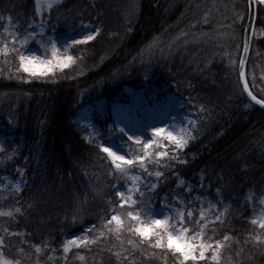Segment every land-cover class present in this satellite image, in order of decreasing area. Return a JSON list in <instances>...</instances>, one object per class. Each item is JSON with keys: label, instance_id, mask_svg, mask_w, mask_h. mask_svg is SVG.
<instances>
[{"label": "trees", "instance_id": "trees-1", "mask_svg": "<svg viewBox=\"0 0 264 264\" xmlns=\"http://www.w3.org/2000/svg\"><path fill=\"white\" fill-rule=\"evenodd\" d=\"M254 1L245 76L252 94L264 99V3ZM0 16L11 17L22 37L36 21L34 2L0 0ZM46 19L59 34L85 23L100 31L93 41L71 48L79 58L76 63L43 80L17 71L15 53L0 54V134L17 145L13 159L5 161L13 151L6 140L0 175L15 176L19 169L24 180L19 194L0 196V209L20 207L23 213L0 217L4 255L21 264H35L37 256L40 264H130L132 256L124 260L121 241L111 235L91 245L90 252L74 249L67 261L62 259L63 239L92 224L99 227L109 199L117 200L113 187L124 179L109 174L110 162L94 140L84 139L86 130L74 120L85 104L122 99L125 86L167 83L170 91L193 104L196 138L181 152L187 163L162 169L165 179L154 193L146 192L145 199L157 201L165 193L171 199L172 175L200 186L217 209L227 206L214 238L222 240L227 233L232 239L222 240L218 264H264V242L254 239L257 234L264 237V229L251 223L252 205L264 201V113L245 99L238 79L246 1L63 0ZM1 30L0 22L3 40ZM77 209L81 219L72 223ZM4 228L23 235L9 236ZM129 235L122 233L123 248L132 252L126 243ZM42 242L49 247L36 254L31 245ZM77 252L85 256L83 261L75 258ZM135 256V264H164L138 250ZM200 264L217 262L206 259Z\"/></svg>", "mask_w": 264, "mask_h": 264}, {"label": "snow or ice", "instance_id": "snow-or-ice-1", "mask_svg": "<svg viewBox=\"0 0 264 264\" xmlns=\"http://www.w3.org/2000/svg\"><path fill=\"white\" fill-rule=\"evenodd\" d=\"M260 2L264 3V0H260ZM58 3L59 0H43V4H41V0H37V10L40 11L42 7L51 10ZM9 20L11 21V17H9ZM37 27L40 35L38 42L46 50V55L44 56H38L34 53L26 55L20 51V48H23L29 39H36V31L27 32L23 37H20L19 33H9L11 36L10 41L8 39L0 40V54L7 57L10 53H15L19 61L17 71L22 69L25 73H30L31 76H45L53 72L54 68L63 70L76 63L79 58L71 55L70 49L72 46L92 41L100 31L97 28L95 32L84 35L80 40L71 39L60 44L51 36L44 37L45 27L43 21ZM244 49L245 51L248 50L247 43H245ZM232 63H235V61H232ZM239 64L241 66L239 75L241 80H244L243 66L245 60L243 57L239 60ZM243 86L253 101L264 105V99H257L248 90L246 80H244ZM201 110H203L202 105ZM188 124L191 127L187 125L178 126L175 123L172 125L153 126L150 128L151 136L147 138L142 134H137L140 131L139 129L132 130L129 128L126 131L127 125L125 127L117 125L118 132L127 137V140L123 141L126 150L121 152L119 149H114L107 141L98 144L100 151L106 154L107 159L110 160L112 167L109 174L126 177L131 183L128 184L127 191L116 192L118 197L116 201L109 199V211L100 218L99 227L96 224H92L79 235H72L70 238L64 239L61 248L65 261L68 258L67 254L73 248H84L90 252L91 245H96L102 238H107L111 235L116 240L121 241V251L127 253L123 259L128 260V257L132 256L130 264H135L137 259L135 251L137 250L146 258L161 259L164 264H168L169 257L172 259V264H200L201 261L206 259L216 261L218 264L220 250L225 246L223 242L232 239L227 233L223 235V242L214 238L217 232V225L223 222L227 206H225L224 211H220L215 204L208 201V206L205 208L203 207L205 198L196 197L195 199L201 204L197 214L192 207L188 206L191 201L185 202L179 194H173L171 195L172 203L170 204L168 203L169 194L165 193L161 198V203L164 204L167 211L157 213L151 204L150 197L148 200L145 199V193H154L165 179V173L162 169L173 167V162L187 163V161L180 160V155L189 141L196 138L192 131L196 126V121L189 118ZM130 132L131 134H129ZM89 137L98 138L99 133L93 130V132L89 133ZM165 141L168 143H165ZM5 143L7 141L0 142V151H6L4 148ZM14 155L15 150L11 154L6 155L4 159L11 160ZM137 169L140 171H135ZM19 171L22 172V170ZM149 177L155 178L154 182L149 180ZM203 179L202 175L201 180ZM142 182H144L143 185ZM185 183V181L179 180L178 186ZM21 184L22 181L17 180L12 184L11 189H6V185L0 183V190H8L10 192L14 190L19 193ZM191 191L192 186L189 184L185 188V193H191ZM217 193H219V189H217ZM177 204L179 207L175 206ZM29 207H32V205H29ZM213 210H216L218 214L210 215ZM14 213L23 214L20 207H15L8 211L0 210V216L11 217ZM80 219L79 209H77L72 214L71 222L76 223ZM251 223L264 229V211L261 212L259 218H253ZM3 231L9 236L23 235L20 232H10L8 228H4ZM90 232H95L96 234L89 235ZM123 232L130 234L126 243L131 246L132 252H128L123 248ZM254 239L257 242H264V237L260 234H257ZM5 247H7L5 237L0 235V264H21L19 259H9L4 255L3 249ZM31 247L34 248L36 254H40L49 245L47 242H42L32 244ZM17 250L24 253L23 248ZM52 251H55V249ZM121 251L115 252L118 261L121 259ZM209 251H211V255L206 256ZM75 258L83 261L85 256L77 252ZM48 259L51 260L52 257L49 256ZM35 264H40L38 256Z\"/></svg>", "mask_w": 264, "mask_h": 264}, {"label": "rangeland", "instance_id": "rangeland-1", "mask_svg": "<svg viewBox=\"0 0 264 264\" xmlns=\"http://www.w3.org/2000/svg\"><path fill=\"white\" fill-rule=\"evenodd\" d=\"M62 1L63 0H59V3L54 5L53 7L59 5ZM256 1L261 3L260 0H256ZM33 2H34V16L36 18V21L33 24H31V26L28 28V30H26L25 33L27 34V32L36 31L37 37L36 39H29L28 43L23 47L24 48L23 52L26 55H31L33 53L38 56L46 55V50L42 48L40 46V43L38 42L40 39V35H39V28L37 27V25L41 21L44 22V27H45L44 37L47 38L51 36L54 39H56L60 44H63L66 40L69 41L71 39L80 40L84 35H87L91 32H95L96 30V28H94L90 24L85 23V24H80L77 30L69 31L64 34H59L54 29H52L50 25L47 23L46 16L49 14L50 10L47 9L46 7H42L41 10L38 11L37 0H33ZM41 4H43V0H41ZM0 22L2 23L1 34L5 39H8L10 41L11 36L9 35V33H17L14 24L12 23V21L9 20V17L7 16H0ZM5 29H7V31H5ZM97 34L95 35V37L97 36ZM80 45H84V44H77L74 46H80ZM70 53H71V49H70ZM71 65L68 68H64L63 70L59 68H54L53 72L48 73L45 76L37 75L32 77L42 80L47 79L59 72L69 69ZM41 70L43 69L41 68ZM22 72L24 71L22 70ZM25 74L31 76L30 73H25ZM121 93L123 95L122 99H115L116 101L110 102L109 104H106L103 99L98 101H93L88 104H85L77 111L74 122H76L78 125H80L86 130L83 135L85 140L87 141L94 140L96 142L97 147L99 143L107 141V143L111 145L114 149H119L121 152H123L126 150L123 145V141H126L127 137L123 136L118 132L117 125L119 127H125L127 125L128 127L126 128V131L129 128L132 130L139 129L140 131L137 134H142L147 138L151 136L150 128L153 126H163L166 124L172 125L173 123H175L178 126L187 125L188 127H191V125L188 124L189 118L195 120V111L192 109L193 104L189 100L183 99L180 96L173 93L172 91H170L169 85L167 83L163 84L161 87H157L153 84H147V83H142V84L140 83L135 88L125 86L121 90ZM117 98L120 97L118 96ZM97 121H99V123ZM93 130L99 133L98 138L89 137V133L93 132ZM129 134H131V132ZM6 140H9L11 142V138L8 139L0 134V142H4ZM165 143L168 142L165 141ZM10 145L12 150H15L17 148V145L14 142H11ZM9 154L11 153H8L7 155ZM104 155L106 156V154ZM180 160L184 161L182 156H180ZM108 161L110 162L109 159ZM173 163L182 164L181 162H173ZM135 171L139 172L140 170L137 169ZM16 172L17 173L15 176L9 174L0 175V183L5 184L6 189H11L12 184L15 183L17 180L22 181L21 189L24 187V180L22 178L21 171L17 170ZM172 178L175 180L174 181L175 190L174 192H172V195L179 194L181 198L185 200V202L191 201V203L188 206L189 207L191 206L193 208L195 207V205H197L196 210H199L201 204L195 198L196 197L205 198V203L203 204V207L207 208L208 206L207 202L209 200L207 196L203 195L204 193L201 190L200 186L192 185L187 182L183 185L178 186V181L182 179L176 177L175 175H172ZM130 183L131 181L128 180L126 177H124L123 181L120 184H116L113 187V191L115 192V194L117 191H121V190L127 191L128 184ZM143 183L144 182H142V184ZM189 184L192 186V191L191 193L186 194L185 188ZM11 193L19 194L20 192L16 193L14 190H12L11 192L8 190H0V196H6ZM116 199H118L117 196ZM168 203L171 204L172 200L169 199ZM151 204L155 208V211L157 213H162L167 211L164 204L161 203V199L157 201L154 199L151 202ZM175 206L179 207L178 204ZM14 208H15L14 206H8L7 208L0 210L8 211ZM252 209L254 211V218H259L261 212L264 211V201L261 200L255 205H252ZM215 211L216 210H213L212 213H210V215L214 214ZM16 214L17 213H14L13 216ZM0 217H9V216H0ZM79 234H73V235H79ZM71 236L72 235H68L65 238H70ZM74 249L76 248H73L72 250ZM61 256L62 259L64 260L63 258L64 254L62 248H61Z\"/></svg>", "mask_w": 264, "mask_h": 264}, {"label": "water", "instance_id": "water-1", "mask_svg": "<svg viewBox=\"0 0 264 264\" xmlns=\"http://www.w3.org/2000/svg\"><path fill=\"white\" fill-rule=\"evenodd\" d=\"M246 5H247V19L243 31V43H242V49H241V54H240V59L243 57L245 60V64L243 66V71L245 73V67H246V61L249 53V47H250V38H251V33L254 25V20H255V1L254 0H245ZM245 43L248 44V50L245 51L244 45ZM239 59V60H240ZM240 71H241V66L238 64V79H239V84L242 90V93L245 97V99L251 103L254 107L259 109L261 112L264 113V105L258 104L256 101H253L251 97L248 95V92L244 90V80H246V76H244V80H241L240 78ZM248 90L250 91L249 87ZM258 99V98H257Z\"/></svg>", "mask_w": 264, "mask_h": 264}]
</instances>
